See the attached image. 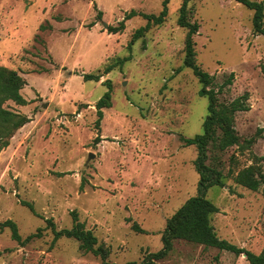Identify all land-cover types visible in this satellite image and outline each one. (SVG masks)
Wrapping results in <instances>:
<instances>
[{"label":"rangeland","instance_id":"1","mask_svg":"<svg viewBox=\"0 0 264 264\" xmlns=\"http://www.w3.org/2000/svg\"><path fill=\"white\" fill-rule=\"evenodd\" d=\"M180 3L169 0L164 21L131 42L144 17L127 19L121 31L108 27L131 9L158 14L162 0H0V65L25 78L20 92L28 101L4 105L30 117L0 150V264H103L74 238L52 240L45 219L56 229L69 228L72 211L109 249L107 261L138 262L161 248L166 220L198 191L196 146L182 138L201 133L208 105L197 77L183 66L187 28L177 23ZM188 9L190 21L199 24L196 62L216 82L234 75L220 99L249 93V109L235 116L237 133L249 138L262 128L249 148L213 152L224 186L205 193L218 207L216 234L258 253L264 189L236 184L228 172L264 156V35L253 32V11L236 0H191ZM84 73L102 75L84 80ZM104 81L111 106L103 108L97 129L95 103L107 89ZM257 164L264 171V158ZM6 220L16 223L22 239L39 227L40 234L16 241ZM159 264L248 262L244 255L175 239Z\"/></svg>","mask_w":264,"mask_h":264},{"label":"trees","instance_id":"2","mask_svg":"<svg viewBox=\"0 0 264 264\" xmlns=\"http://www.w3.org/2000/svg\"><path fill=\"white\" fill-rule=\"evenodd\" d=\"M191 0H181L178 8L177 23L186 27L187 31L184 39V57L183 66L190 68L201 84L198 92L208 99L207 113L202 122V131L192 138H182L184 144H194L197 155L194 160V169L199 176L198 191L194 196L189 197L167 220L161 234L162 246L160 249L147 252L140 261H128L125 264H159V260L164 259L173 248L175 239H182L188 242L201 244L204 247H215L219 250L233 252L236 255H244L248 264H264V245L260 252L255 253L244 247L237 246L226 239L220 238L212 224V216L218 211V207L206 197L207 189L213 186H224L225 176L217 163L212 161L213 152H223L231 146L249 148L260 136L262 128L259 127L254 135L249 138H242L235 129V116L237 112L249 109L247 100L249 93L247 91L230 99L222 100L219 94L229 89L234 75L230 72L221 82H216L214 75L203 70L196 62V51L193 36L198 30L199 24L196 21H190L188 17V3ZM248 9L253 11L252 29L255 34L264 35V0H236ZM169 0H162V8L158 14H147L137 12L131 9L124 14L117 26H110V32L121 31L124 28L125 21L136 15L144 17L147 21L145 25L138 27L133 35L131 42L143 35L151 25L161 24L168 11ZM95 6V3H94ZM96 7V6H95ZM101 11L97 16L100 17ZM107 68L105 72H108ZM102 74L84 73V80L98 81ZM107 89L96 101L97 119L95 126L99 129V122L103 116V108L111 106V87L106 81ZM26 84L25 78L16 70L0 65V150L9 144L11 137L25 123L30 121V117L13 111L5 107L4 103L11 100L19 105H25L28 101L23 97L20 90ZM98 138V137H97ZM244 148V149H245ZM243 149V148H241ZM211 151V154L209 153ZM264 156H254V162L248 166L242 167L233 173L228 172L229 176L236 184H239L249 190L257 191L264 189V171L257 164L258 160ZM22 205L27 206L30 211L37 214L30 202L21 201ZM72 226L69 228L56 229L54 222L46 218V226L50 227L53 234V241L65 236L77 240L78 248L84 252H91L101 258L103 264H115L107 261L109 249L102 243L98 244L97 237L90 229L84 227L79 221L77 213L72 211ZM11 230V237L16 241H27L33 236H39L41 228L36 232L30 233L25 238H21L17 225L12 220L3 222ZM132 228L137 232H145L136 223Z\"/></svg>","mask_w":264,"mask_h":264},{"label":"water","instance_id":"3","mask_svg":"<svg viewBox=\"0 0 264 264\" xmlns=\"http://www.w3.org/2000/svg\"><path fill=\"white\" fill-rule=\"evenodd\" d=\"M103 25H104V27H106V23H103ZM47 105V103L45 102V103H43V106L45 107ZM91 157H93V153H89L88 154V158H91Z\"/></svg>","mask_w":264,"mask_h":264}]
</instances>
